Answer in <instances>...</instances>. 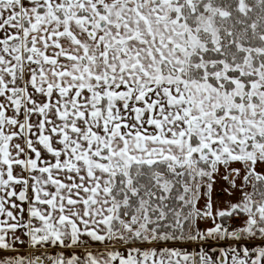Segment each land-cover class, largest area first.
I'll return each mask as SVG.
<instances>
[{
    "label": "snow or ice",
    "instance_id": "snow-or-ice-1",
    "mask_svg": "<svg viewBox=\"0 0 264 264\" xmlns=\"http://www.w3.org/2000/svg\"><path fill=\"white\" fill-rule=\"evenodd\" d=\"M0 264H264V0H0Z\"/></svg>",
    "mask_w": 264,
    "mask_h": 264
}]
</instances>
